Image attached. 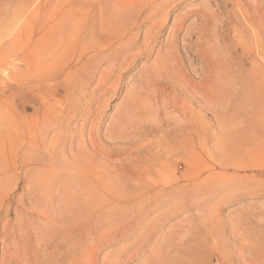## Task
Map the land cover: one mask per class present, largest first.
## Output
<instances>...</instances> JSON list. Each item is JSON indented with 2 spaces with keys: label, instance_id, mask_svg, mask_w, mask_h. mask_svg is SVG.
<instances>
[{
  "label": "rangeland",
  "instance_id": "1",
  "mask_svg": "<svg viewBox=\"0 0 264 264\" xmlns=\"http://www.w3.org/2000/svg\"><path fill=\"white\" fill-rule=\"evenodd\" d=\"M258 8L0 0V264H264Z\"/></svg>",
  "mask_w": 264,
  "mask_h": 264
},
{
  "label": "bare ground",
  "instance_id": "2",
  "mask_svg": "<svg viewBox=\"0 0 264 264\" xmlns=\"http://www.w3.org/2000/svg\"><path fill=\"white\" fill-rule=\"evenodd\" d=\"M238 2V1H237ZM236 2V3H237ZM232 3H234V2H232ZM238 4H239V2H238ZM237 5V4H236ZM244 9V8H243ZM244 12H246L245 11V9H244ZM244 12H241L240 13V18H241V21H243L244 22V24L246 25V26H248V25H250L253 29H255L256 30V35L257 36H259L258 35V33H261L260 31L261 30H264V15H263V12L261 11V9L260 8H258L257 10H255V14L253 15V14H249V13H244ZM205 17V16H204ZM255 18H258V20H256ZM203 19H205V18H203ZM206 20V19H205ZM207 21V20H206ZM262 24V25H261ZM107 26V25H106ZM102 31V30H101ZM249 44L251 45L250 47H247V49L249 50V54L251 55V54H253V52H255L256 53V55L257 54H259V53H262V52H264V45L262 44V42L260 41V42H258V44L257 43H255V41H249ZM245 47V46H244ZM215 63V62H214ZM256 65H258V64H256ZM217 66V65H216ZM216 69H220V71H221V67L220 66H218ZM216 72H217V70H215ZM225 72V71H224ZM226 73V72H225ZM216 75V74H215ZM214 75V76H215ZM216 79V78H215ZM214 81L215 80H213V79H208V80H206V81H204V84H202L201 86H199V88H197V87H195V86H193L192 88H193V92H194V94H193V96H196V95H198V96H200V98L201 99H204L203 101H212V99H214V97L217 95V93H221L220 92V90L219 89H217L216 88V86H215V83H214ZM216 82V81H215ZM241 90V89H240ZM242 91H244V90H242ZM228 93V95H229V92H227ZM227 95V94H226ZM194 99H195V97H194ZM206 99V100H205ZM208 101V102H209ZM187 128L188 129H190V130H193L194 129V125L192 124V123H190V124H188V126H187ZM181 134V133H180ZM187 139H186V143H184V142H181V141H183V140H181L180 142H178L179 143V146H181V147H186V146H189V144L191 143L190 142V139H191V136L190 135H188L187 134ZM180 137H181V135H180ZM234 138L235 139H233L231 142H228L227 144H226V146H227V148H234V143L235 142H240L239 141V138H237L236 139V135L234 136ZM205 142V141H204ZM178 145V144H177ZM220 147H221V149H223V146H221V145H219ZM218 146V148H220ZM225 146V147H226ZM226 148V149H227ZM125 168V167H124ZM49 169V168H48ZM120 170L121 171H123V172H121L120 171V173L122 174L121 175V177H120V181L121 182H119V184L117 185V188L115 189V194H116V196H120V195H123L124 197H126V198H128V199H131V198H134L135 196H136V192H138L139 191V189L138 188H129V187H127L126 186V183H127V181H126V179H135V177H136V174L135 173H133L132 171H129V170H127V169H121L120 168ZM118 171V170H117ZM172 175H173V173H172ZM159 177V176H158ZM137 178V177H136ZM157 180V179H156ZM126 186V188H125V190L124 189H122L123 187L122 186ZM137 185V184H136ZM133 186H134V184H133ZM99 187H100V189L102 190V191H109L110 190V187H109V185H107V184H104V183H101V184H99ZM107 198V197H106ZM108 200H110V199H108ZM135 200V199H134ZM110 202H111V200H110ZM109 202V203H110ZM105 203V202H104ZM108 204V203H107ZM160 204V203H159ZM218 214V213H217ZM260 227V226H259ZM258 238H259V242H258V244H262V245H264V228L262 227V231H261V233H256L255 234ZM94 249H95V247H94ZM91 256H92V254H91ZM92 264V263H91Z\"/></svg>",
  "mask_w": 264,
  "mask_h": 264
}]
</instances>
